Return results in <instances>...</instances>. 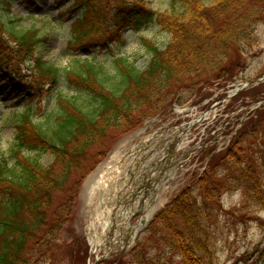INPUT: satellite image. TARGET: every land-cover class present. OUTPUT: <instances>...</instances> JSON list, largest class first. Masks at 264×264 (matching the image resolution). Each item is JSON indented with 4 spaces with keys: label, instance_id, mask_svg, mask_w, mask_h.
Returning a JSON list of instances; mask_svg holds the SVG:
<instances>
[{
    "label": "rangeland",
    "instance_id": "rangeland-1",
    "mask_svg": "<svg viewBox=\"0 0 264 264\" xmlns=\"http://www.w3.org/2000/svg\"><path fill=\"white\" fill-rule=\"evenodd\" d=\"M87 1L90 8H97L103 18L111 19L110 22L116 10L127 4L139 5L144 15L149 17L154 13L163 22L166 13L173 8L171 0ZM213 2L204 0L207 6ZM72 4V0H37L36 5L31 6L26 1L13 0L10 16H3L0 11V63L6 62L5 59L11 61H8L6 73L3 65H0V161L9 159L12 162L9 154L16 140L17 118L25 111L34 110V122L42 124L58 109L57 102L62 95L69 99L77 98L85 112L91 111L90 102L74 91L66 76L75 60L94 61L95 58L105 68L101 74L104 87L119 93L123 87L117 59L124 58L143 71L151 58L146 41L165 49L172 39L171 34L162 28L164 23L155 22L153 18L136 29L138 20L135 19L126 29L108 31L105 40L94 42V47L79 49L77 45L98 38L101 34L72 44L74 22L78 15L68 12ZM261 18L251 41L233 48L217 70L201 73L208 78L204 84L196 86V80L190 82L188 79L178 85L172 84L171 91L163 93L162 90L150 102L151 106H159L158 113L149 116L146 108H140L133 113L135 120H138L137 127L112 141H105L107 147L98 151L104 156L97 159V167L81 183L72 216L62 232L58 252L60 264H94L97 258L106 256L110 242L102 240L98 250L92 244L91 236L95 230H99V220L104 219V215L101 207L96 210L99 194L91 201L87 198V181L103 168L104 182L112 183L118 170L132 161L134 156L129 153L157 137L166 141L153 154L154 162L161 159L167 147H175L174 155L179 160L176 172L164 182L163 192L158 195L159 208H164L189 188L198 196L199 203H203L205 199L199 191V178L211 171L210 198L214 196L206 201L209 202L208 210L213 213L206 211V217L214 242L216 264H264V209L256 202L254 187L245 184L240 179L241 170L238 172L239 168L252 170L260 186L264 187V106L252 110L264 101V82L257 86L253 83L237 94V87L233 88L231 84L264 75V17ZM6 22L18 37L30 30L37 33L42 41L33 54L21 49L17 37L3 29L2 24ZM31 55L40 58L42 64L39 66L35 65L38 62H28L33 59ZM44 63L59 71L56 84L50 82L51 77L43 75ZM223 77L225 80L231 79V82L217 81ZM17 79L23 82L19 88L15 86ZM193 95L194 98L189 101ZM58 96L61 98L57 99ZM184 99V104L178 103ZM163 100L168 103L172 101V105L168 104L164 111L163 103L161 106L159 104ZM25 153L31 158L40 159L43 166L53 162V157L46 152ZM103 189L108 191L106 187ZM103 197L108 198V195L103 194ZM114 205L110 202L107 212L112 211ZM154 229L157 231L151 237ZM171 240L163 226L155 224L150 232L141 235L132 244L131 249L138 242L140 248L137 251H141L144 264H182ZM117 250L98 264H128L132 261L131 253L123 256L117 254Z\"/></svg>",
    "mask_w": 264,
    "mask_h": 264
},
{
    "label": "trees",
    "instance_id": "trees-1",
    "mask_svg": "<svg viewBox=\"0 0 264 264\" xmlns=\"http://www.w3.org/2000/svg\"><path fill=\"white\" fill-rule=\"evenodd\" d=\"M12 1L0 0L3 16H10ZM29 1L34 4V0ZM171 4L173 8L164 16V22L159 16L157 20L164 23L162 28L172 39L165 49L146 41L151 54L146 69L140 71L126 59H117L121 92L104 87L101 74L105 69L97 61L77 60L66 76L74 91L90 102V112L83 110L77 98L62 95L55 114L42 124L34 122L30 110L18 116L16 140L9 154L12 162L0 161V264H60L62 232L72 216L81 183L98 165L97 159L104 156L98 151L107 147L105 141L137 127L133 113L140 108H146L149 116L158 113L159 106H151L150 102L162 90L171 91L172 84L178 85L185 79L196 80V86L204 84L208 78L201 73L217 70L233 48L251 41L256 24L264 17V0H214L210 6L204 0H171ZM88 5L87 0L76 5L87 9L74 24L73 44L111 28L109 20ZM137 10L127 5L119 7L112 25L118 28ZM2 25L17 37L18 46L31 54L42 41L34 30L18 37L9 22ZM33 59L40 65L38 58ZM57 73L50 67L43 69V75L51 77L54 83ZM184 102L185 99L178 103ZM161 103L164 109L172 101L163 100L160 106ZM33 151L49 153L52 164L43 166L40 159L25 153ZM240 170V179L254 187L256 202L264 209V187L252 170ZM211 173L208 171L199 178L203 203H199L191 188L186 189L156 219L155 224L170 234L182 264H216L206 217V211L213 213L206 201L214 196L210 198ZM139 248L138 245L132 252L128 264H144Z\"/></svg>",
    "mask_w": 264,
    "mask_h": 264
},
{
    "label": "bare ground",
    "instance_id": "bare-ground-1",
    "mask_svg": "<svg viewBox=\"0 0 264 264\" xmlns=\"http://www.w3.org/2000/svg\"><path fill=\"white\" fill-rule=\"evenodd\" d=\"M111 162V161H110ZM103 168H100L98 169V171L96 173H94L90 178L89 180L87 181V184H86V191H87V198L89 199V201H91L94 197L97 196V194H99V198H98V202L100 205H105L106 207V202H107V199L103 197V194L104 195H108L109 193V190H112V194H111V199L112 200H115L113 198L114 196V193L117 192L115 187L119 184V182H117V184L115 186H113L111 188V186H108L107 183L104 185V180H103ZM104 185V186H103ZM108 187L109 190L107 192H104L103 188L104 187ZM114 189V190H113ZM116 196V195H115ZM105 203V204H104ZM99 205V206H100ZM104 207V208H105ZM102 222V225H104V222L101 220ZM106 224V222H105ZM105 226H103V231L106 233V230H105ZM92 244L97 247L99 245V234H97L96 232H94V234H92Z\"/></svg>",
    "mask_w": 264,
    "mask_h": 264
},
{
    "label": "water",
    "instance_id": "water-1",
    "mask_svg": "<svg viewBox=\"0 0 264 264\" xmlns=\"http://www.w3.org/2000/svg\"><path fill=\"white\" fill-rule=\"evenodd\" d=\"M256 80H257V81H263V79H262V78H258V79H256ZM250 82H251V81H250ZM250 82H249V83H250Z\"/></svg>",
    "mask_w": 264,
    "mask_h": 264
}]
</instances>
